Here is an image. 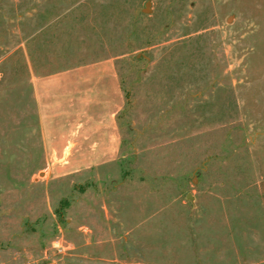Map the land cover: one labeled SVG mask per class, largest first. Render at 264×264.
I'll list each match as a JSON object with an SVG mask.
<instances>
[{"label":"rangeland","instance_id":"obj_1","mask_svg":"<svg viewBox=\"0 0 264 264\" xmlns=\"http://www.w3.org/2000/svg\"><path fill=\"white\" fill-rule=\"evenodd\" d=\"M105 59L119 156L64 172L32 80ZM47 263L264 264V0H0V264Z\"/></svg>","mask_w":264,"mask_h":264},{"label":"crops","instance_id":"obj_2","mask_svg":"<svg viewBox=\"0 0 264 264\" xmlns=\"http://www.w3.org/2000/svg\"><path fill=\"white\" fill-rule=\"evenodd\" d=\"M34 97L43 141L51 161L109 163L117 159L121 133L117 117L125 97L111 59L34 77Z\"/></svg>","mask_w":264,"mask_h":264},{"label":"trees","instance_id":"obj_3","mask_svg":"<svg viewBox=\"0 0 264 264\" xmlns=\"http://www.w3.org/2000/svg\"><path fill=\"white\" fill-rule=\"evenodd\" d=\"M122 84V83H121ZM123 92L125 91V89L122 87ZM125 96H126V100H127V95H126V91H125ZM120 116H121V112L119 113L118 117H117V121L120 124Z\"/></svg>","mask_w":264,"mask_h":264},{"label":"water","instance_id":"obj_4","mask_svg":"<svg viewBox=\"0 0 264 264\" xmlns=\"http://www.w3.org/2000/svg\"><path fill=\"white\" fill-rule=\"evenodd\" d=\"M149 7H150V2H147L146 3V7H145V12H147L148 11V9H149ZM47 264H55V263H47Z\"/></svg>","mask_w":264,"mask_h":264}]
</instances>
